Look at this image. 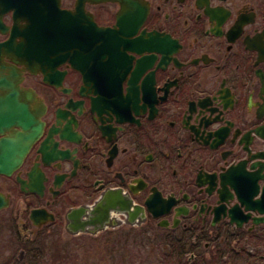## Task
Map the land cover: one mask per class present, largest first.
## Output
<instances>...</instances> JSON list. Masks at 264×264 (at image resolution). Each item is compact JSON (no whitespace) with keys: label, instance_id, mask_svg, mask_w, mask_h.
I'll return each instance as SVG.
<instances>
[{"label":"flooded vegetation","instance_id":"1","mask_svg":"<svg viewBox=\"0 0 264 264\" xmlns=\"http://www.w3.org/2000/svg\"><path fill=\"white\" fill-rule=\"evenodd\" d=\"M15 9L0 42L13 29L16 46L49 48L45 21ZM84 9L90 21L54 30L90 77L65 60L45 80L34 59L0 56L44 108L22 164L0 175L6 264L48 251V264H74L82 247L101 264H264V0H137L122 31L119 1ZM105 42L111 55H93Z\"/></svg>","mask_w":264,"mask_h":264},{"label":"water","instance_id":"2","mask_svg":"<svg viewBox=\"0 0 264 264\" xmlns=\"http://www.w3.org/2000/svg\"><path fill=\"white\" fill-rule=\"evenodd\" d=\"M85 1L87 0H77L76 11H72L61 9L59 0H0V5L2 6L0 12L9 10L14 7L15 3V6H20V9L15 10L30 19L34 18L35 21L38 19L45 21V29L50 28L51 40L49 41V48L36 49L34 56L36 62H39V64L35 63V70H42L45 79L51 74L61 76L62 73L59 74L56 68L58 63L64 60H69L73 67L82 70L84 76H91L92 72L77 65L76 51H70L71 43L59 39L61 30H54L62 27L61 20L63 17L70 19L81 14L83 20L89 19L90 15L88 16L83 9ZM117 1L122 6L117 16V23L120 26V31H122L124 20L131 16L126 10L136 4L137 0ZM127 6L129 7L126 8ZM142 14L144 16V7L142 8ZM0 28H2L1 22ZM97 29V32L93 33V35L111 37L113 34V30L109 28L98 27ZM86 35L88 34L84 32L83 36ZM122 35L125 34L122 32ZM11 38L0 43V56L5 54L15 62H23L30 66L31 61H28L30 60V51L20 48L21 46H15ZM115 49L110 42H105L101 47L94 48L92 54L106 53L111 55ZM125 49L126 45L123 48L124 52ZM20 78V70L16 66L0 63V173L5 175H11L20 166L30 147L41 134L43 126V122L40 120L43 107L36 104L34 110L30 109L28 100L31 97V93L19 88ZM14 126L19 129L14 128ZM7 204L8 198L0 192V208Z\"/></svg>","mask_w":264,"mask_h":264},{"label":"rangeland","instance_id":"3","mask_svg":"<svg viewBox=\"0 0 264 264\" xmlns=\"http://www.w3.org/2000/svg\"><path fill=\"white\" fill-rule=\"evenodd\" d=\"M0 182H5V179H0ZM7 181V180H6ZM9 212L6 213H0V215H7ZM14 249V240H13V233L10 229V224L7 223L6 226L1 227L0 226V264H6L10 263L9 257L12 255L11 251ZM78 258H75L74 264H101L103 263L100 261V259L96 260V256L92 254V250L90 247H82L79 251ZM47 254V253H46ZM50 253L48 251V254L46 258H44L43 264L50 263ZM57 262V263H56ZM56 262H51L52 264H58V260Z\"/></svg>","mask_w":264,"mask_h":264}]
</instances>
